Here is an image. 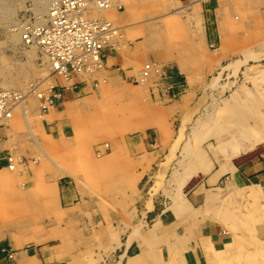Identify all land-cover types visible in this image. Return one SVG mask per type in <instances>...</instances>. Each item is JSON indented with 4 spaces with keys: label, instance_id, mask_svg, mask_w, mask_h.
Returning a JSON list of instances; mask_svg holds the SVG:
<instances>
[{
    "label": "crops",
    "instance_id": "crops-1",
    "mask_svg": "<svg viewBox=\"0 0 264 264\" xmlns=\"http://www.w3.org/2000/svg\"><path fill=\"white\" fill-rule=\"evenodd\" d=\"M8 1H20L23 6L22 9L17 8L15 15H8L11 19L30 16L28 12L33 6L29 0ZM113 1L118 9L109 15L114 18L115 24H120L124 40L117 48L103 51L104 70L99 75L92 81L76 77L74 82L78 86L74 88V85L68 84L61 88L60 99L54 107L37 117L42 140L36 139L32 132L36 125L31 122V116L37 111L33 99L30 101L34 103V108L32 111L28 108L24 115L26 123H21V113L13 110L12 118L6 123L9 128L0 125V155L12 153L27 161L22 169L12 172L6 169L5 159L0 158V247L12 253L10 260L2 258L0 264H86L80 253L84 243L112 239L114 245L116 241L118 245L108 262L111 260L115 264L121 260L122 264H161L160 258L149 256L141 235L137 240L128 239L129 226L135 220L139 181L146 175L144 172L149 161H157L162 155V150L155 148L160 143V133L154 131L155 142L143 130L122 142L107 143L108 152L101 157L103 162L106 161L107 169L112 167L105 181L107 186H99L104 181L101 180L98 185L96 177L94 186L90 187L84 181L83 173L74 168V162L80 159L78 149L73 152L74 147L85 150L94 162L99 160L91 156L88 150L91 144L81 140L83 136H90L89 124L75 121L74 116L82 97L95 93L99 83L106 81L103 80L104 75L113 82L119 78L127 79L142 63L158 62L173 67L177 76L184 79L189 94V90H198L199 83L207 80L212 69L214 71L230 61H243L247 53L252 57L241 62L236 74L243 77L245 68L254 66L257 69L256 81H262V84H257L264 89V0H174L172 4L170 0ZM149 2L162 3L160 11L152 9ZM8 27L6 18L0 19V86L5 83L2 76L3 55H9L14 62L18 59L23 61L29 50L21 47L17 40L13 41ZM125 31L134 35V40L125 39ZM156 32L177 33L181 40L165 43L163 36L164 39L160 40L154 38L152 34ZM47 82L48 86L55 84ZM170 104V108L175 110L177 105L178 109L182 106L179 100ZM20 127L27 131L35 149L31 147V142L22 143L26 134H19L17 129ZM78 129L85 133L82 131L80 138H75ZM167 137L164 135L168 140ZM174 140L172 137L169 144H173ZM99 145L103 144H95L94 148ZM36 155L42 159L46 155L54 157V161L67 171L57 172L54 165L41 164ZM47 165L52 168L48 169ZM218 172L219 179L227 177L230 187L254 185L258 189L264 188V141L255 148L232 156L226 170ZM214 181L212 184H216ZM221 190L217 188L214 192L221 193ZM137 214L140 220L147 218V213L145 217L140 211ZM18 215L23 217L20 219ZM158 216L161 225L179 224L172 214H164L162 210ZM219 219L209 215L197 221L196 228L191 227L194 225L189 223L191 221L181 223L188 227L187 237L184 238L186 243L178 248L184 264H214L219 259L218 254L231 238L226 234L228 229H224V222ZM174 235L169 236L168 241L174 242ZM100 260L104 259L97 258V261Z\"/></svg>",
    "mask_w": 264,
    "mask_h": 264
},
{
    "label": "rangeland",
    "instance_id": "rangeland-1",
    "mask_svg": "<svg viewBox=\"0 0 264 264\" xmlns=\"http://www.w3.org/2000/svg\"><path fill=\"white\" fill-rule=\"evenodd\" d=\"M173 1L174 0H170V4H172ZM18 2V8L22 9L23 6H21V2ZM148 4L152 9L155 8L157 12L160 11L162 5V3L159 2H149ZM15 13L12 15H15ZM107 15L106 12V18L115 21L112 16ZM5 18L6 21H8V26L13 25L15 21L18 22L19 20V17L11 19L8 15L0 17L1 20H5ZM117 25L120 26V24ZM10 28L9 26L8 29ZM10 31L11 32L8 33L13 36V41L16 42L17 40V42H19L17 34H15L17 31ZM164 34L163 32H156L152 35L158 40L165 37V39L163 38L165 43H176L179 42L178 40H181V37H179L177 33L168 32ZM124 36L125 39H132L134 35H129L125 31ZM183 36L184 35H182V37ZM19 45L23 47L20 42ZM210 48H214V46H210ZM108 50L111 49H106L104 52ZM9 58V55H3L2 76L5 83L1 85L2 87L21 89L26 87L33 78L39 79L45 74L40 63L38 52L35 48H31L26 52L23 61L18 59V61L15 62L19 65L22 64V67L26 69L27 74L24 73L26 76L23 75V77H21L22 75H20V78L17 77L16 79L17 75L15 74L16 71H14L16 70V64L13 62L14 66H12V68ZM160 67H163V73L167 75L163 77L162 73V79L156 72V70L158 71V68H156L154 75L145 76L144 81H139L140 79L137 78L134 80L132 77L133 75L136 77L137 71L140 70L141 66L137 67L134 73L131 72L127 79L119 78L118 81L113 82L109 77L104 75L105 79L103 77V80L106 81L100 82V79H102V77H100L99 80L97 79V81L100 82L97 87L98 92L96 93V89L95 93L91 92L89 96L82 97L79 105H77L76 111L78 110V112H76L74 116L75 121L89 124L91 129L90 136H83L81 140L83 143L91 144V148H88V150L91 151V156L97 159L107 154V143H112L113 141V143L118 141L122 142L130 138L134 133L143 132V130H146L147 135L149 134L151 139L155 142L154 131L160 133L158 136V141L160 143L157 144L155 148L159 151L161 149L162 155L157 161H155V159L149 161L146 172H144L146 175L139 181L140 186L138 185V190H136L138 202L134 207L136 208V214L134 215L135 220L132 222L133 224L129 226V241L134 239L137 240L144 230L148 233L147 230L151 227L153 228L156 222L154 220H159L158 214L162 210L164 214H172L179 223L172 228V231L174 229L173 233L176 237V240L174 239V245L175 247L177 246L175 250L178 251L179 246L186 243L184 238L186 239L188 230V227L181 223L191 221L189 223H192L191 225L194 224L191 227L196 228L195 223L197 221L211 215L214 209L208 208L209 204L204 207L202 203L205 202V200L202 201V197L207 193H213L218 188V190L222 189V193L225 192L224 196L220 198V204L222 205L218 210L226 217V219H223L228 226L226 234L231 236V238L228 239L230 243L224 254L222 253L223 256L220 257L221 260L217 259L214 264H264V194L261 195L260 199H257L256 196L252 197L249 193L239 195L238 192L236 193L231 190L234 186L227 188V186H230V184H227V182H230L227 177L223 176L219 179L218 176L220 174L217 175L219 172L216 173L217 170L221 172L223 168L226 169L230 158H232V156L230 157L232 154L231 152L239 142L245 144L244 142H249L251 138L257 134V136L261 137V140L255 141L256 143L253 146L247 145V150H250L251 148L259 146L264 141V90L260 89L258 91L255 87L259 82L262 84V81H254L257 79V69L249 65L245 68L242 74L243 77H241V75L236 76V74L233 75L229 73L230 68H227L225 73L224 70L226 68L218 73V71H220V67L218 66L214 71L213 69L211 70L206 81L199 83L200 87L198 90L195 92H190L189 90L188 94L186 91V84L183 81L184 79H180V77L177 76L172 66L162 65ZM4 74H6V76ZM10 76H12V78ZM146 79L149 82L146 81ZM97 81L93 80V82L96 83ZM62 86L65 85L62 84ZM77 86L78 83L74 88ZM129 91L131 94H129ZM156 93L159 95V98H156V96H158ZM170 96L174 97L170 98ZM176 100H179L182 106L178 109L177 105V110H175V108L171 109L170 103ZM33 106L34 103L30 101L29 109L31 111L34 108ZM97 110L99 112H97ZM31 118V122L36 125V128L32 130V132L36 139L39 140L41 138L39 133V118H37V114L31 116ZM110 118L112 119L110 120ZM107 119L110 120V123ZM111 121L112 124L114 123V128L119 131H122L120 127L122 122L130 123L138 121L142 122L143 125H139L140 127L137 126L130 131H122V133L120 131L122 134V136H120V134L117 135V132H119L117 130L116 134L112 135L115 129L110 128L111 126L113 127ZM92 122L93 124L91 125ZM119 123L121 124L119 125ZM17 130L19 134H26L22 139V143L28 144V142H31V147L35 149L36 146L30 140L27 131L23 127ZM164 135L166 137L168 136V140L164 138ZM240 136L243 138L239 139ZM172 137L177 140L175 146V140L173 144H169ZM235 137L239 140H235ZM161 139H165V142L163 141V143ZM41 140L42 139H40V141ZM103 143L106 144L105 148L99 145L100 149L104 148L101 150L102 152L98 151L100 150L99 148H94L95 144ZM234 143L235 145H233ZM170 154H173V156H169ZM37 156L38 155H36V158L40 160L41 164H44L43 161H41L42 157ZM164 159L168 161L162 163ZM168 164H170V166ZM166 165H168V167ZM212 171H214V173ZM159 173L164 174L162 175L163 177H161ZM165 178L167 180H165ZM209 180H213L216 184L210 183ZM218 192L219 191H216V193ZM175 193H177V196L179 195L180 199L182 198L181 201L175 200ZM226 193L229 195L225 196ZM236 194L238 195L236 196ZM144 195L146 197H144ZM141 199L143 201H141ZM144 201H146V204ZM173 205L177 208L173 207ZM204 209L205 211L203 212L202 210ZM136 211H140L142 216H146L147 218L144 220L141 218L140 220V216H138ZM219 212L215 215H218ZM146 213L147 215H145ZM160 227L164 228L165 225H161ZM164 232L166 233V231ZM162 234L155 235L154 230L151 231L147 253L154 258L158 256L162 257L163 264H175L176 262V264H182L180 258L172 262V257H169L170 253L168 252L171 251L170 246H172V242L168 241V236H166L167 234L165 235L163 231ZM83 245L84 247L81 249L80 253L86 264H112L111 260L108 262L107 259L114 256V247L118 245V241H116L114 245L113 239L108 241L91 240ZM10 253L11 252L6 248L0 247V259L4 258L7 261L10 260ZM93 257H95L94 262H92ZM97 258L98 260L99 258L104 260L97 261ZM115 264H122L121 260H118Z\"/></svg>",
    "mask_w": 264,
    "mask_h": 264
},
{
    "label": "bare ground",
    "instance_id": "bare-ground-1",
    "mask_svg": "<svg viewBox=\"0 0 264 264\" xmlns=\"http://www.w3.org/2000/svg\"><path fill=\"white\" fill-rule=\"evenodd\" d=\"M106 1H108L110 4H109V6L107 7V8H105V9H101V8H98V10L96 11V12H93L92 13V16L90 15V14H86L87 15V17L86 18H88V19H90V18H100V19H106L107 21H109V22H111L118 30H119V32L112 38V41L109 43V44H111V46L109 47V48H117V46L120 44V43H122V41L124 40L123 39V33H122V29H121V27L120 26H118L117 24H115L114 23V21H112V19L111 20H109L108 18H106V12H107V14L109 15H111V13H112V11H114V10H117L118 9V6L116 5V3L113 1V0H106ZM29 2L31 3L30 5H32L33 7L31 8V9H29V14L30 15H34L35 16V19H36V21H40V20H42L43 19V17H44V14L46 13V10H47V7H48V3H49V0H29ZM18 8V5H17V2H10V1H8V0H0V15L1 16H3V15H12V14H14L15 12H16V9ZM28 10V9H27ZM21 13V12H20ZM24 13H25V11H24ZM23 14V13H22ZM107 15V16H108ZM18 19V18H17ZM26 19H28V17H24V18H20V20H18V22H16L15 21V23L13 24V25H9L11 28V30L12 31H17V33L15 32V34H17V37H18V40H19V42L21 43V45L23 46V48H25V49H31V48H35V47H33V46H24L23 45V43H22V40H21V37H20V26H21V24H22V22H23V20H26ZM22 20V21H21ZM24 49V50H25ZM36 49V48H35ZM37 50V49H36ZM37 52H38V50H37ZM247 54V53H246ZM245 54V56H244V60L243 61H230L227 65H223V66H221L220 67V71H218V73L219 72H221V70L222 69H227V68H230V70L232 71H230V73H232L233 75H235L238 71H237V69L239 68V66H240V64H241V62H245L246 61V59H248V57H252V55H249V54H247L246 55ZM38 55H39V53H38ZM254 55V54H253ZM254 57H256L255 55H254ZM40 59V58H39ZM254 59H256V58H254ZM12 62H14V61H11V67L12 66H14L13 65V63ZM3 63V62H2ZM15 63V62H14ZM41 63V62H40ZM16 64V63H15ZM26 64V63H25ZM21 65V66H20ZM16 64V70H14V71H16V79H17V77L18 78H20L19 76L20 75H22L21 77H23V75L24 76H26L25 74H27L26 73V69L24 68V67H22V64ZM41 66H42V69H44L43 71L45 72V74H44V76L41 78H39V79H34L33 78V80H31V81H29V82H36V83H38L37 85H38V87H37V90H36V92H35V94H32V93H26L25 91H26V89H27V87H28V85H29V83L27 84V86L26 87H24V88H21V89H12V88H5V87H2V86H0L1 88H3V89H9V90H16V91H19V92H21V93H23L24 94V96L21 98V99H19V100H17L15 103H12L11 104V108L6 112V113H4L3 114V116H2V119H0V125H4L5 127H6V129H8L9 128V126H7L6 125V123H7V121H9L11 118H12V112H13V110H18L20 113H21V119H20V122L21 123H26V117L24 116L25 115V113H27V111H28V108H29V101H30V99H33V100H35V102H36V114H37V117H41V116H43L46 112H48V111H50L53 107H54V105H49L48 106V108H47V110H41V103H40V100L38 99V97H37V92H42L43 91V93H46V92H44L46 89H49V88H51L52 87V85H50V86H48V80L49 81H51L52 83H55L56 85H62V84H64L65 85V87L68 85V84H71V85H74L75 83H77V82H74V80H75V78L76 77H79V76H81V77H85L86 79H89L90 81H92V79H94V77H96L97 75H99L103 70H104V64H103V60H102V63H100V65H98V66H96V68H94L92 71H84V72H80L79 74H77V76L74 78V79H71V80H67V79H65L64 77H62V75H57V74H51V71H50V67L48 66V65H46V64H44V63H41ZM141 66V68H140V70L139 71H137V74H136V77H134L135 75H133V79L135 80V78H137V79H140L139 81H144L145 79H144V77L145 76H151L152 74L154 75V71L156 70V68H158V70H160V69H162L163 67H160V66H162V64H160V63H158V62H151V61H146V62H144V63H142V65H140ZM139 66V67H140ZM3 67V66H2ZM10 67V66H9ZM13 68V67H12ZM3 69V68H2ZM11 69V68H10ZM41 69V70H42ZM12 70V69H11ZM10 71V70H9ZM13 71V70H12ZM237 71V72H236ZM25 73V74H24ZM134 73V72H133ZM5 76H6V74H4ZM157 75V74H156ZM155 75V76H156ZM237 75V74H236ZM8 76V75H7ZM158 76V75H157ZM219 76V75H218ZM11 78H12V76H10ZM213 77V76H212ZM217 77V76H216ZM232 77V76H231ZM154 78H156V77H154ZM214 78V77H213ZM219 78V77H218ZM225 78V77H224ZM251 78V77H250ZM217 79V78H216ZM228 79V78H227ZM11 80H13V79H11ZM157 80V79H156ZM257 80V79H256ZM256 80H254V81H256ZM146 81H148L147 79H146ZM222 81V80H221ZM252 81V80H251ZM11 82H14V81H11ZM136 82V81H135ZM149 82V81H148ZM148 82H147V84H148ZM156 82V81H155ZM144 83H146V82H144ZM161 83V82H160ZM107 84V83H106ZM225 84V83H224ZM136 85V84H135ZM139 85V84H138ZM143 85V84H142ZM151 85V84H150ZM153 85V84H152ZM95 86V85H94ZM210 86V85H209ZM222 87V86H221ZM255 87H256V89L259 91L260 89H262V90H264L263 89V87H261L259 84H256L255 85ZM152 88H154V87H152ZM151 89V88H150ZM155 89V88H154ZM154 89H153V91H154ZM152 91V90H151ZM128 93V92H127ZM126 94V93H125ZM129 94H131V92L129 91ZM111 95V94H110ZM60 96H61V94H60ZM106 97V96H105ZM35 98V99H34ZM59 99H60V97H59ZM86 101V100H85ZM90 101V100H89ZM153 101V100H152ZM157 101V100H156ZM155 101V102H156ZM88 103V102H87ZM99 110H101V109H99ZM102 111H103V109H102ZM97 112H99L98 110H97ZM135 112V111H134ZM102 113V112H101ZM107 114V113H106ZM102 115V114H101ZM96 116H97V113H96ZM102 116H105V115H102ZM166 116V115H165ZM100 117V116H99ZM118 117H120V116H118ZM117 117V118H118ZM97 118H98V116H97ZM146 118V117H145ZM151 118V117H150ZM112 118H110V120H111ZM114 119V118H113ZM116 119V118H115ZM122 119V118H121ZM102 120V119H101ZM107 120H109V119H107ZM110 120H109V123H110ZM141 120V119H140ZM150 120V119H149ZM91 121V120H90ZM93 121V120H92ZM100 121V120H99ZM99 121H98V123H99ZM115 121V120H114ZM125 121H126V119H125ZM142 121V120H141ZM118 122V121H117ZM101 123H102V121H101ZM105 123V122H104ZM169 123V122H168ZM93 124V122L91 123V125ZM108 124V123H107ZM111 124H112V121H111ZM121 123H119V125H120ZM99 125V124H98ZM105 125V124H104ZM113 125V127L111 126L110 128H113V129H115L114 128V123L112 124ZM122 125V126H121ZM120 125V127L122 128V131L123 132H125V131H130V130H133V129H135L137 126H139V125H143V123L142 122H122V124ZM85 126H86V124H85ZM84 126V127H85ZM110 126V125H109ZM116 126V125H115ZM145 126V125H144ZM92 127V126H91ZM140 127V126H139ZM141 127H143V126H141ZM138 129V128H137ZM116 130L117 129H115V132H114V134H112V135H115L116 134ZM84 132L85 133V131L84 130H80V129H78V133L75 135V138H78L79 136H81L82 134H81V132ZM114 131V130H113ZM117 131H119V130H117ZM121 131V130H120ZM120 131L119 132H117V135L118 134H120V136H122V131H121V133H120ZM108 132V131H107ZM83 133V135H85ZM81 134V135H80ZM177 134V133H176ZM241 138H243V137H239V139H241ZM261 137H259V136H257V134H256V136H254V137H252L251 138V140L249 141V142H244L245 144H243V143H238V145L237 146H235V148L233 149V151L230 153L231 155H230V157L231 156H233V155H235V154H237V153H239L240 151H244V150H246L248 147H247V145L248 146H253V145H255V143L258 141V140H261L260 139ZM74 139V138H73ZM110 139V138H109ZM239 139H237L236 137H235V140H239ZM255 139V140H254ZM113 140H114V138H113ZM177 141V140H176ZM256 141V142H255ZM114 142V141H113ZM184 142V141H183ZM182 142V143H183ZM104 144V143H103ZM243 144V145H242ZM106 144H104V145H102V147L104 146V148L106 147L105 146ZM176 145V142L174 143V146ZM182 145V144H181ZM233 145H235V143L233 144ZM245 145V146H244ZM182 146H184V145H182ZM244 146V147H243ZM97 148H99L100 149V146H96ZM170 147V146H169ZM243 147V148H242ZM104 148H102V149H100V150H98V151H101V150H103ZM176 148V147H175ZM245 148V149H244ZM76 149H78V154H80V159H78V162H74V168L76 169V170H78L79 172H81V174L83 173V175L82 176H84V181H86V183L90 186V187H93L94 186V182H96V180H95V178L97 177L98 178V182L99 183H97L98 185L100 184V182H102L101 180H103L104 181V183H102V184H100L99 186H102V185H104V186H107L108 185V183H106L105 181L106 180H108V178H107V176H108V171H110L111 170V168L112 167H110V168H108L107 169V163H105V162H103L102 161V158H100L97 162H94L95 160H93L89 155H87L86 154V152H85V150H82V149H79L78 147H74V150H73V152H75V150ZM171 149V148H170ZM173 151V150H172ZM171 151V152H172ZM102 152V151H101ZM55 153V152H54ZM53 153V154H54ZM173 153V152H172ZM8 154V161L6 162V169L8 170V171H12V172H14V171H19L20 169H22L21 167L24 165V163H26L27 161H25V159H22L21 157H19V156H17V155H15V154H10V153H7ZM6 154V155H7ZM44 154V153H43ZM97 155V154H96ZM167 155V154H166ZM100 156H102V155H100ZM168 156V155H167ZM167 156H166V158H167ZM169 156H173V154L171 155H169ZM44 159H42L41 161H43V163L44 164H51L52 165V167H53V165L55 166V168L58 170H56L57 172H59V171H62L63 173L64 172H66L67 170H64V168H61V165H59V163H57V162H55L54 160V157H48L47 155H46V157H43ZM3 159V158H2ZM176 160V159H175ZM5 161H6V159H5ZM56 161H58V160H56ZM165 161H168L167 159H164V162H162V163H166ZM225 162V161H224ZM161 163V162H160ZM175 163H176V161H175ZM111 164H115V163H111ZM169 166H170V164H168ZM168 165H166L167 167H168ZM43 166V165H42ZM47 166H49L48 167V169L51 167L50 165H47ZM46 166V167H47ZM159 166V165H158ZM161 166V165H160ZM172 166V165H171ZM174 166V165H173ZM51 167V168H52ZM156 167V166H155ZM171 169V168H170ZM226 169H222L221 170V172L222 171H225ZM51 171H52V169H51ZM53 172V171H52ZM170 173H171V171H170ZM58 174V173H57ZM96 174H97V176H96ZM160 174V173H159ZM220 173H218L217 175H219ZM162 175H164V174H160V176L161 177H163ZM167 175H170V174H167ZM180 176V175H179ZM167 177V176H166ZM213 178V177H212ZM211 178V179H212ZM215 178V177H214ZM114 180V179H113ZM121 180H123L124 181V179H121ZM165 180H167L166 178H165ZM215 180V179H214ZM209 181H212L213 182V180H209ZM166 182V181H165ZM212 182H210V183H212ZM85 183V184H86ZM124 183H121L120 185H123ZM140 186V185H139ZM230 187V186H229ZM103 188H105V187H103ZM178 188V187H177ZM228 188V187H227ZM226 188V189H227ZM231 188V187H230ZM140 189V188H139ZM231 190H233L234 192H238V194L239 195H242L243 193H249V194H251V196L252 197H257V199L259 198L260 199V197H261V195H263L264 194V188H260V189H258V188H256L254 185H247V186H244V187H233ZM147 191V190H146ZM179 191V190H178ZM143 192V191H142ZM228 192H229V190H228ZM145 193V192H144ZM148 193V192H147ZM222 193V192H221ZM221 193H216V192H213V193H207L204 197H205V202H203L202 204L204 205V207H205V205L207 206V204H209L208 205V208H213L214 209V212L213 213H211V215L210 216H214V217H216V218H220L222 221H223V219H226V217H225V215H222L220 212H219V210H218V208H220V206L222 205V204H220V198H222L223 196H224V193H222V195H221ZM139 194H140V192H139ZM143 194V193H142ZM142 194H141V196H142ZM146 194V193H145ZM176 194V201H181V199L179 198V195L177 196V193H175ZM232 194V193H231ZM230 194V195H231ZM238 194H236V196L238 195ZM227 195H229L228 193H226L225 194V196H227ZM199 196V195H198ZM264 196V195H263ZM144 197H146L145 195H144ZM143 197V198H144ZM177 198H178V200H177ZM230 198V197H229ZM202 199H203V197H202ZM147 200H149V199H147ZM185 200V199H184ZM222 200V199H221ZM227 200V199H226ZM141 201H143L142 199H141ZM186 201V200H185ZM184 201V202H185ZM203 201V200H202ZM209 201V202H208ZM145 202V204H146V201H144ZM147 202H149V201H147ZM177 203H179V202H177ZM184 205H186L187 204V202H186V204L185 203H183ZM148 205V204H147ZM178 205V204H177ZM189 205V204H188ZM20 206V205H19ZM146 206V205H145ZM180 206V205H179ZM173 207H176L175 205H173ZM191 207V206H190ZM20 208V207H19ZM23 208V207H22ZM177 208V207H176ZM180 208V207H179ZM183 208V207H182ZM15 209V208H14ZM24 209V208H23ZM23 209H21V211L23 210ZM175 209V208H174ZM18 210V209H17ZM17 210H16V213H17ZM25 210V209H24ZM208 210V209H207ZM26 211V210H25ZM143 211V210H142ZM195 211V210H194ZM203 212L205 211V209L204 210H202ZM201 211V212H202ZM221 211V210H220ZM19 212V211H18ZM29 212V210H27V213ZM146 212V211H145ZM190 212V211H189ZM217 212H219V214L218 215H215ZM23 214L24 213H26V212H22ZM210 213V212H209ZM17 214H19V213H17ZM16 214V215H17ZM204 214V213H203ZM206 214V213H205ZM212 214H214V215H212ZM22 215V214H21ZM144 215V214H143ZM207 215H208V213H207ZM218 216V217H217ZM15 217H17V216H15ZM18 217L21 219V217H23V216H19L18 215ZM137 217V216H136ZM139 219V218H138ZM214 219V218H213ZM219 219V220H220ZM144 220V219H143ZM218 220V219H217ZM134 221V220H133ZM138 221H140V220H138ZM154 221H156L155 223H154V226H153V228L151 227V228H149L147 231H148V233L147 232H145L146 230H144L143 231V233H141V238L144 240V241H142V243H143V245L145 244L147 247H148V245H149V242H150V240H148V238H150V235H151V231L152 230H154V234L156 235H160V234H162V231H163V233L166 235V236H171V235H173L174 233H173V231H174V229H173V231H172V228H173V226H171L170 224H167V225H165V227L164 228H162V227H160L161 226V224H159V220H154ZM221 221V222H222ZM224 222V221H223ZM136 224V223H135ZM140 224V223H139ZM259 224V223H258ZM138 225V224H137ZM134 226V225H133ZM223 226H224V229H228L227 227V224L224 222L223 223ZM135 227V226H134ZM134 227H131V228H134ZM143 228V227H142ZM135 229H136V227H135ZM132 230V229H131ZM156 230V231H155ZM159 230H160V233H159ZM164 231H166V233L164 232ZM172 231V232H171ZM136 232V231H135ZM141 232V231H140ZM262 232V231H261ZM152 234H153V232H152ZM163 235V234H162ZM177 235V234H176ZM132 237V236H131ZM130 237V238H131ZM153 242V241H152ZM169 242H172V241H169ZM175 242V241H174ZM174 242H172V246H170V249H171V251H168L170 254H169V257H172V262H174V261H176V260H178L179 258H180V260H181V263L182 264H184V260L182 259V254H180V251L178 250V251H176L175 250V248H177V246L175 247V245H174ZM168 243V242H167ZM228 244L229 243H227L226 244V247H225V249L222 251V252H220L218 255H219V259H220V257L221 256H223V254H224V252L227 250L226 248H227V246H228ZM144 245V246H145ZM145 250V249H144ZM167 251V250H166ZM173 251V252H172ZM223 253V254H222ZM10 257H12V253H10ZM157 258H160V263L161 264H163V258L162 257H157ZM221 260V259H220ZM171 262V263H172ZM177 263V262H176ZM175 263V264H176Z\"/></svg>",
    "mask_w": 264,
    "mask_h": 264
},
{
    "label": "built area",
    "instance_id": "built-area-1",
    "mask_svg": "<svg viewBox=\"0 0 264 264\" xmlns=\"http://www.w3.org/2000/svg\"><path fill=\"white\" fill-rule=\"evenodd\" d=\"M109 4L106 0H49L42 20L36 21L33 14L23 20L20 26L22 43L38 50L40 62L50 67L51 74L71 80L80 72L92 71L102 63L103 51L110 49L109 43L119 30L106 19H88L86 14L92 16L98 8L105 9ZM156 72L161 79L167 76L163 68ZM37 84L30 82L25 92L35 94ZM64 87L54 84L44 91L46 93L37 92L41 110L55 105ZM23 96L19 91L0 87V119L12 103ZM7 157L8 154L0 155L6 162Z\"/></svg>",
    "mask_w": 264,
    "mask_h": 264
}]
</instances>
